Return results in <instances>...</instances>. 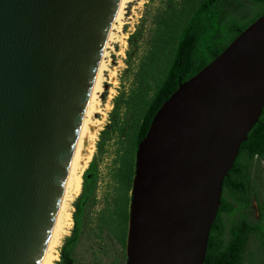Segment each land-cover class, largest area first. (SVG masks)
Instances as JSON below:
<instances>
[{
    "label": "water",
    "instance_id": "95a60500",
    "mask_svg": "<svg viewBox=\"0 0 264 264\" xmlns=\"http://www.w3.org/2000/svg\"><path fill=\"white\" fill-rule=\"evenodd\" d=\"M119 0H0V264H38ZM264 111V13L155 113L126 264H204L223 183Z\"/></svg>",
    "mask_w": 264,
    "mask_h": 264
},
{
    "label": "trees",
    "instance_id": "16d2710c",
    "mask_svg": "<svg viewBox=\"0 0 264 264\" xmlns=\"http://www.w3.org/2000/svg\"><path fill=\"white\" fill-rule=\"evenodd\" d=\"M263 13L264 0H159L147 11L142 22L149 24L140 25L129 37V84L114 98L109 122L99 133L96 153L73 202L71 233L54 264H87L83 251L90 254V264H126L136 151L155 113L181 82L204 68ZM110 141L116 145L111 190L98 207L100 156ZM254 199L258 218L253 216ZM251 246L259 251L254 264H264V111L224 179L204 264H246ZM102 254L110 260L105 262Z\"/></svg>",
    "mask_w": 264,
    "mask_h": 264
},
{
    "label": "rangeland",
    "instance_id": "374dc122",
    "mask_svg": "<svg viewBox=\"0 0 264 264\" xmlns=\"http://www.w3.org/2000/svg\"><path fill=\"white\" fill-rule=\"evenodd\" d=\"M159 0H131L125 4L123 8V15L121 17V21L115 23V27H113V36L111 40L108 41V44L105 48V63L106 69L103 71V81H102V89L99 91L98 96L100 100V110L95 113L96 119L99 120V132L96 138V142L99 140V133L106 127L109 122V113L113 108V100L114 98L126 88L129 84L128 79L125 77V70L127 68V50L129 49V37L130 35L136 31V29L143 25L147 26L148 22H142L145 17L147 11L151 10L154 6H157ZM121 22V23H120ZM142 42L139 41L138 50H142ZM96 145V143H95ZM116 145L114 141H110L106 143L105 151L100 156V181L98 187V198L100 200L97 205L100 207L103 202V198L107 191L111 190V169L113 166V159L115 157ZM96 153V147L94 154ZM93 154V156H94ZM87 168V167H86ZM81 191V190H80ZM80 193V192H79ZM71 201L69 211L71 212V220L67 222L62 231V236L60 243L57 247V258L53 261L54 264L59 259V251L60 247L63 243L65 237L70 235L71 229L73 227V218L72 212L74 210L73 202L76 197ZM253 208V216L258 218V203L257 200L254 199L252 203ZM114 244V241L112 242ZM111 243V244H112ZM109 254L111 253L110 249L108 250ZM248 258L246 264H254L255 259L259 256V251L256 247L251 246L248 250ZM83 255H86L85 261L87 264H90V259L87 252L83 251ZM107 254H102L104 261L108 262L110 260V255L108 259L106 257Z\"/></svg>",
    "mask_w": 264,
    "mask_h": 264
},
{
    "label": "bare ground",
    "instance_id": "6f19581e",
    "mask_svg": "<svg viewBox=\"0 0 264 264\" xmlns=\"http://www.w3.org/2000/svg\"><path fill=\"white\" fill-rule=\"evenodd\" d=\"M128 1L131 0H119L115 16L107 34L106 43L98 61L97 72L90 86L88 99L82 112L81 121L77 127L76 138L73 142L71 155L66 166L62 193L53 217V223L43 254L38 264H52L58 257L56 254L57 247L61 240L63 228L71 220V212L69 211L70 203L80 192L83 172L93 157L96 138L100 129L99 120L96 119L95 113L101 111L98 93L102 89L103 71L106 69L105 48L113 36L112 30L115 27V23L121 21L124 12L123 8Z\"/></svg>",
    "mask_w": 264,
    "mask_h": 264
}]
</instances>
